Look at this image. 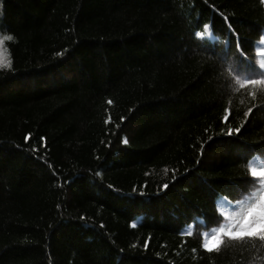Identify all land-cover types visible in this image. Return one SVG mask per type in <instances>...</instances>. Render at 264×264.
<instances>
[{
	"label": "trees",
	"instance_id": "16d2710c",
	"mask_svg": "<svg viewBox=\"0 0 264 264\" xmlns=\"http://www.w3.org/2000/svg\"><path fill=\"white\" fill-rule=\"evenodd\" d=\"M260 200V0H0V264H264Z\"/></svg>",
	"mask_w": 264,
	"mask_h": 264
},
{
	"label": "snow or ice",
	"instance_id": "6c2138e0",
	"mask_svg": "<svg viewBox=\"0 0 264 264\" xmlns=\"http://www.w3.org/2000/svg\"><path fill=\"white\" fill-rule=\"evenodd\" d=\"M260 2H261L262 4H264V0H260ZM197 35H198V33H197ZM4 39H10V37H4ZM240 51H243V49L240 48ZM57 55H59V53H58ZM250 71L259 74V73H258V70H256L255 68H250ZM249 82H250V83H256L257 81H256V80H251V81H249ZM123 142L126 143L127 141H123ZM254 182H255L254 179H252V180H246V181H245V183H248V184H252V183H254ZM245 224L247 225L248 228L251 229V231L248 232L247 235H248V236H253V235H255V233H256V228H253L252 225H253V224H257V222H256V221H252V220L246 218V219H245ZM257 227H259V228L262 229V231H261V238L264 239V217H261V220H260L259 224H257ZM230 235H231V234H230Z\"/></svg>",
	"mask_w": 264,
	"mask_h": 264
},
{
	"label": "rangeland",
	"instance_id": "374dc122",
	"mask_svg": "<svg viewBox=\"0 0 264 264\" xmlns=\"http://www.w3.org/2000/svg\"><path fill=\"white\" fill-rule=\"evenodd\" d=\"M255 209H256V212H254L252 214V217H251V220L252 221H259L261 220V214L264 213V204H263V200H260V202L255 205ZM254 209V211H255ZM259 229V228H258ZM262 231V229H261Z\"/></svg>",
	"mask_w": 264,
	"mask_h": 264
}]
</instances>
